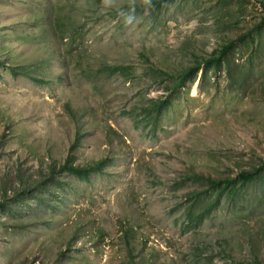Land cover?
I'll return each instance as SVG.
<instances>
[{"label":"rangeland","instance_id":"obj_1","mask_svg":"<svg viewBox=\"0 0 264 264\" xmlns=\"http://www.w3.org/2000/svg\"><path fill=\"white\" fill-rule=\"evenodd\" d=\"M0 264H264V0H0Z\"/></svg>","mask_w":264,"mask_h":264},{"label":"trees","instance_id":"obj_2","mask_svg":"<svg viewBox=\"0 0 264 264\" xmlns=\"http://www.w3.org/2000/svg\"><path fill=\"white\" fill-rule=\"evenodd\" d=\"M233 47V44L231 43L228 47H224L222 50L220 51H216L213 56H211V58L209 59H204L203 61H199L198 63H196V65L194 67L189 68V70L184 71V72H180L179 75H167L165 72H163L160 69H152L150 68L153 72H156L158 75H163L168 77L169 79H171L173 81V85H182L183 82L190 77L191 75H197L198 72L202 71V76L201 79H204L207 77V73L208 71H210V69H217L220 70L221 68L227 67L228 69L232 67V63L233 60L229 57V50ZM106 70H108V72L110 73V75H124V74H129L131 73V71H129L131 68L129 66H124V65H113V66H106L105 67ZM229 71V70H228ZM169 103V98L166 99L165 101H160L154 105H152L150 108H147L149 110H153L154 111H161L162 107L164 105H167ZM153 112H151L150 114H152ZM82 136H79L78 133L75 134V138H74V142L72 143V146H70L69 148V152L68 155L64 161V164L62 165V169L72 173L73 175H75L78 178H81L82 180L86 179V176L88 174V172L91 169H98V167L103 163V161L97 162L95 165L93 166H89V167H80L75 165L76 162V157L74 155V150H76V148L79 145V142L81 140ZM52 171H54V168H52ZM258 170H254L253 173L251 172H241L238 175V178L242 181V182H249L252 180L253 176L252 174H255V172H257ZM257 175V174H255ZM205 181H210L212 186L214 188H216L217 186L215 185L216 183L219 182H214L212 179L208 178V179H204ZM220 183L225 184V187L231 186L233 185L234 181H230V180H226V181H221Z\"/></svg>","mask_w":264,"mask_h":264},{"label":"clouds","instance_id":"obj_3","mask_svg":"<svg viewBox=\"0 0 264 264\" xmlns=\"http://www.w3.org/2000/svg\"><path fill=\"white\" fill-rule=\"evenodd\" d=\"M126 22L130 23L131 22V18H129Z\"/></svg>","mask_w":264,"mask_h":264}]
</instances>
